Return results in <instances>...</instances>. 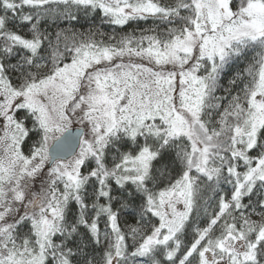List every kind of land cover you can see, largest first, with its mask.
I'll return each instance as SVG.
<instances>
[{
    "label": "snow or ice",
    "instance_id": "6c2138e0",
    "mask_svg": "<svg viewBox=\"0 0 264 264\" xmlns=\"http://www.w3.org/2000/svg\"><path fill=\"white\" fill-rule=\"evenodd\" d=\"M0 264H264V0H0Z\"/></svg>",
    "mask_w": 264,
    "mask_h": 264
},
{
    "label": "trees",
    "instance_id": "16d2710c",
    "mask_svg": "<svg viewBox=\"0 0 264 264\" xmlns=\"http://www.w3.org/2000/svg\"><path fill=\"white\" fill-rule=\"evenodd\" d=\"M151 24H152V21L151 20H149L147 22H140L138 25L136 23H132V24H130L128 26H125V28L123 29V31L124 32H127V31H132L134 29H138V28H147V27L151 26ZM113 27L114 26L103 25V30L106 33H111L113 31ZM116 31L120 32L121 30L116 29Z\"/></svg>",
    "mask_w": 264,
    "mask_h": 264
}]
</instances>
